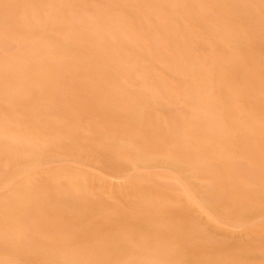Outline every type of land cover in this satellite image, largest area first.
<instances>
[{
	"label": "bare ground",
	"instance_id": "6f19581e",
	"mask_svg": "<svg viewBox=\"0 0 264 264\" xmlns=\"http://www.w3.org/2000/svg\"><path fill=\"white\" fill-rule=\"evenodd\" d=\"M0 264H264V0H0Z\"/></svg>",
	"mask_w": 264,
	"mask_h": 264
}]
</instances>
